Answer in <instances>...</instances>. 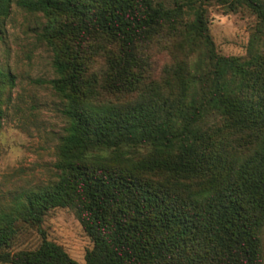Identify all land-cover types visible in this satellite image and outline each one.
Segmentation results:
<instances>
[{"label": "trees", "instance_id": "trees-1", "mask_svg": "<svg viewBox=\"0 0 264 264\" xmlns=\"http://www.w3.org/2000/svg\"><path fill=\"white\" fill-rule=\"evenodd\" d=\"M11 1L0 0V19ZM14 2L44 20L47 83L66 126L56 179L0 203V264H79L46 238L11 251L23 225L56 207L73 209L90 237L85 264H261L264 0ZM212 2L256 15L245 55L216 50ZM152 41L170 42L155 81ZM13 84L0 70V126Z\"/></svg>", "mask_w": 264, "mask_h": 264}, {"label": "rangeland", "instance_id": "rangeland-1", "mask_svg": "<svg viewBox=\"0 0 264 264\" xmlns=\"http://www.w3.org/2000/svg\"><path fill=\"white\" fill-rule=\"evenodd\" d=\"M206 10L216 50L222 55H245L257 26L256 15L244 5L230 11L219 2L208 4ZM43 22L40 14L20 8L14 0L0 19V70L14 79L4 93L0 126V203L6 206L50 185L57 175L56 149L66 118L63 100L47 83L56 75L52 52L40 37ZM165 45L170 42L152 41L146 49L152 81L171 61ZM44 238L60 245L79 264H85L86 251L92 247L74 210L56 207L43 216L39 227L23 225L11 251L34 249ZM261 238L264 264V229Z\"/></svg>", "mask_w": 264, "mask_h": 264}]
</instances>
